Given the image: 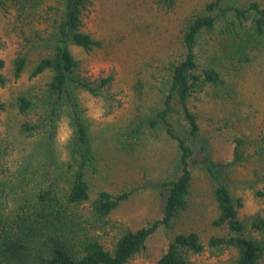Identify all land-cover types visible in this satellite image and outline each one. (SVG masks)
Segmentation results:
<instances>
[{"label":"trees","instance_id":"1","mask_svg":"<svg viewBox=\"0 0 264 264\" xmlns=\"http://www.w3.org/2000/svg\"><path fill=\"white\" fill-rule=\"evenodd\" d=\"M50 1L53 3L48 5V0H0L1 11L13 9L19 19H29L30 24L42 22L51 29L48 38L38 44L32 42L39 33L31 39L24 37L25 45L11 61V74L17 80L27 70L34 47L42 46L29 69V78H47L40 93L26 91L13 98L22 118L17 133L33 139L30 150L12 158L10 145L0 144V264H127L144 250L160 226L172 229L190 209L195 186L192 168L196 165L211 181L217 210L211 225L224 233L211 236L206 244L194 229L176 233L156 264H194L192 259L206 250L213 256L230 251L229 264H264V209L250 220L239 217L242 200L232 195L208 147L195 141L199 125L191 103L224 84L215 66L199 67L197 47L202 37L214 33L224 20L216 44L229 59L248 63L250 51L264 43V5L259 0H211L186 21L182 53L166 66L168 80L161 90V108L155 114L176 149L174 175L159 182L164 198L162 218L136 230L122 227L107 244L103 235L114 227L111 215L132 192L126 188L111 192L92 184L105 171L101 165L113 143L93 141L77 92L98 96L108 90L112 78L91 80L70 50L72 45L87 53L101 47L100 41L85 30L92 1ZM5 66L0 58L1 87L7 84ZM5 110L6 104L0 100V114ZM174 112L183 114L188 138L174 130L170 122ZM62 115L71 128L65 159L60 158L55 141L56 124ZM157 123L151 120L150 126ZM127 147L133 149L132 145ZM127 147L115 145L121 154L129 150ZM254 159L261 166L254 176L264 184V133L253 146L234 137L230 165L240 166Z\"/></svg>","mask_w":264,"mask_h":264},{"label":"rangeland","instance_id":"2","mask_svg":"<svg viewBox=\"0 0 264 264\" xmlns=\"http://www.w3.org/2000/svg\"><path fill=\"white\" fill-rule=\"evenodd\" d=\"M91 1L85 30L100 41L101 47L87 53L72 45L70 50L80 61L84 75L91 80L112 78L108 90L98 96L82 90L77 92L93 141L113 143L110 155L108 147V156L101 165L105 171L100 172L92 184L111 192L124 188L132 192L129 200L111 215L114 227L103 235V241L109 244L122 227L136 230L162 218L164 198L159 182L174 175L176 149L155 120V114L161 108V90L168 80L166 66L182 53L184 25L211 0ZM244 1L238 0L239 3ZM259 1L264 5V0ZM52 3L48 0L47 4ZM223 23L224 20L220 21L214 33L204 35L197 47L199 67L215 66L221 71L224 84L209 89L191 102L199 125V136L194 140L208 147V154L222 168L232 195L242 200L239 217L250 220L264 209V184L254 176L261 166L257 159L240 166L230 165V160L234 137H241L253 146L258 135L264 133V43L250 51L248 63L239 64L234 57L229 59L216 44ZM50 32L48 24L46 29L42 22L30 24L29 19H19L13 9L0 10V58L5 60L7 78V84L0 86V100L6 104V110L0 114V144L10 145L12 158L29 151L33 143V139L17 133L22 118L13 106V98L26 91L40 93L47 76L29 78V69L42 46L34 47L27 70L17 80L11 74V61L25 45L24 37L31 39L39 33L40 37L32 42L38 44L48 38ZM151 120L157 123L155 127L150 126ZM170 122L177 133L188 138L183 114L174 112ZM56 125L57 149L60 158L65 159L71 128L64 115ZM115 145L117 148L132 145L133 149L127 147L129 150L121 154ZM192 173L195 186L190 209L172 229L160 226L147 240L144 250L127 264H156L176 233L194 229L204 244L211 236L224 233L211 225L217 210L210 179L201 166H194ZM230 257V251L213 256L206 250L192 260L194 264H229Z\"/></svg>","mask_w":264,"mask_h":264}]
</instances>
